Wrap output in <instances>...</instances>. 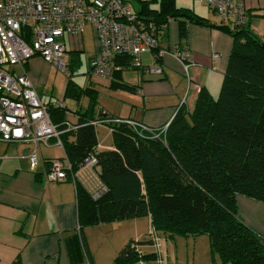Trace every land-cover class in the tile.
<instances>
[{
	"label": "trees",
	"instance_id": "1",
	"mask_svg": "<svg viewBox=\"0 0 264 264\" xmlns=\"http://www.w3.org/2000/svg\"><path fill=\"white\" fill-rule=\"evenodd\" d=\"M153 3L158 7L153 9ZM137 13L155 22L160 40L173 19L181 38L186 37L189 24L217 27L233 37V50L219 95L202 87L193 111L182 107L165 129L153 133L117 122L124 119L97 117L98 93L73 84L79 59L76 66L70 65L72 77L64 99L80 102L87 96L90 101L78 113L72 131H66L65 100L64 108L50 110L63 132L60 139L72 165L68 180L74 179L90 155L98 162L87 184L76 180L79 230L64 240L71 264H82L85 250L93 264L86 229L146 217L160 239V235L166 239L206 235L212 253L223 264H264V239L241 220L237 202L242 196L264 203V41L248 26L233 32L211 25L192 10L178 7L177 0L144 1ZM116 65L120 70L111 80V89L136 91L121 77L132 68L131 59L118 57ZM100 123L112 132L113 150H99L96 127ZM91 186L104 187L106 192L96 200L88 189ZM148 246L153 252L144 250ZM162 251L166 258L163 245ZM156 258L148 236L146 241L128 242L113 264H150Z\"/></svg>",
	"mask_w": 264,
	"mask_h": 264
},
{
	"label": "crops",
	"instance_id": "2",
	"mask_svg": "<svg viewBox=\"0 0 264 264\" xmlns=\"http://www.w3.org/2000/svg\"><path fill=\"white\" fill-rule=\"evenodd\" d=\"M245 6L251 14L248 27L264 41V0H245ZM203 7H200L199 12H196L195 5L181 8L192 10L211 25L221 26L218 16L207 6ZM172 25H175L174 28H171ZM64 42L69 50L70 65L76 66L78 58L81 67L82 56L85 54L88 73L91 75L90 60L100 53L96 30L88 26L82 35H67ZM233 46L234 39L230 34L211 26L189 24L186 37L181 38L179 24L173 19L169 21L159 45L160 50L166 51H174L178 47L187 48L196 63L189 68L191 80L199 82L215 97L220 93ZM157 53L158 51H155L144 55L141 68L132 67L122 72V81L135 87L134 92L114 91L110 87L111 80L91 75L94 81L91 80L87 87L98 93L100 115L130 119L152 130H162L171 123L182 107L193 111L199 92L189 86L183 66L170 54L158 60ZM214 54H219L220 58L215 60ZM157 64L163 68L162 76L145 73L144 68ZM51 68L53 65L38 57L33 58L27 65L28 75L41 100L46 104L63 102L67 87L66 82L60 99H54L52 96L46 99L44 93L49 89V81L47 74L42 73V70ZM99 86L104 87L108 93L123 97L118 100L122 103L118 115L100 107ZM51 89L54 94L53 86ZM87 99L86 109L90 101ZM66 106L69 107L67 103ZM124 108L128 112L127 116L122 117L120 114ZM68 109L67 121L76 125L79 121L78 113L84 111L82 100L77 102V107L73 110ZM99 125L108 127L100 123L96 128ZM98 140L100 151L114 149L113 141L104 143L99 136ZM34 150L35 146L32 144L0 142V264H15L18 261L20 264H71L64 240L75 234L79 227L76 183L73 180L60 183L46 181L45 174L50 162L64 159L66 156L64 149L57 145L56 139L51 138L48 145L40 144L41 159L36 171H32L29 160ZM88 174L80 173L79 181L87 184ZM237 202L241 220L264 239V203L242 196L238 197ZM137 220L101 224L86 229L85 237L93 264H107L110 260H113V264L116 254H119L128 242L142 240V236L133 239L137 233ZM99 244L108 253L107 261H102L96 255L95 245Z\"/></svg>",
	"mask_w": 264,
	"mask_h": 264
},
{
	"label": "built area",
	"instance_id": "3",
	"mask_svg": "<svg viewBox=\"0 0 264 264\" xmlns=\"http://www.w3.org/2000/svg\"><path fill=\"white\" fill-rule=\"evenodd\" d=\"M211 9L219 18L221 26L231 31H239L249 22L245 0H195ZM131 0H0V142L8 144H32L35 150L29 160L32 171L40 164V144L48 145L51 138L63 148L61 132L53 122L51 107L64 108V102L44 103L31 81L27 65L33 58H41L57 67L63 74L72 77L68 62L69 50L64 38L80 36L86 27H93L99 38L100 53L90 60L93 77L112 80L120 70L116 58L127 56L133 68L142 67V57L158 51L161 58L170 54L184 69L189 86L197 92L202 90L199 82L191 80L189 68L195 66L193 54L185 47L174 51H159L160 35L150 19L141 17L131 6ZM213 58L218 60L219 54ZM148 75H163L160 64L144 68ZM141 132L154 130L134 120H118ZM67 130L76 127L66 123ZM155 138L157 135L153 134ZM97 158L90 155L82 164L79 173L92 174L97 166ZM72 165L65 156L50 162L45 174L48 183L68 180L67 171ZM79 180V179H78ZM94 199H99L106 188L88 187ZM79 230V227H78ZM151 240L156 252V264H166L161 239L150 229ZM82 264H92L86 250ZM140 264H145L141 261Z\"/></svg>",
	"mask_w": 264,
	"mask_h": 264
},
{
	"label": "rangeland",
	"instance_id": "4",
	"mask_svg": "<svg viewBox=\"0 0 264 264\" xmlns=\"http://www.w3.org/2000/svg\"><path fill=\"white\" fill-rule=\"evenodd\" d=\"M144 1H152V0H131V6L136 12H141L142 9V2ZM178 5L181 7H190L192 5L196 6V12L200 11V7H203V4H200L199 2L195 0H177ZM153 9L157 8L158 5L153 3L151 5ZM205 7V6H204ZM203 7V8H204ZM175 25H172L171 28H174ZM169 33V31H168ZM166 40L163 41L165 43ZM83 65L80 68H75L74 70V76H73V84L78 85L82 88H86L88 84L91 82L92 77L88 73V64H87V58L86 55L83 54L82 56ZM68 62H71V59H68ZM42 73L47 74V80L49 81V89H46L47 92L44 94L46 95V99H48L50 96H52L54 99H60L61 94L65 88L66 82H68V76L63 74L57 67L53 66L50 70H42ZM94 81V80H92ZM53 86L54 94H52L51 87ZM102 86H99V91H101L99 95V103L100 107L105 109L106 111H109V113L113 115H118V112L120 111V106L122 103H120L118 100L123 99V97H118L113 95L112 93H108L109 91H106L104 88L103 91ZM82 106L83 109H86L87 106V96H84L82 99ZM67 105L69 106L70 110H73L75 107H77V101L72 98H68L66 100ZM99 105V104H98ZM96 106V114L97 117L100 116V113H98L99 107ZM69 110V109H68ZM127 109H123V113L120 115L122 117L127 116ZM73 118V117H72ZM97 133L99 138L104 141V143H112L113 136L112 132L110 131L109 127L105 126H98ZM100 133V135H99ZM136 222L137 227L135 234V237L133 239H137L140 236H142V240L146 241L148 240V236L150 234L151 229V223L150 218H140ZM94 228V227H90ZM90 230H97V229H90ZM161 239L163 240V250L165 252L166 256V264H223L218 255H214L211 251L210 247V241L208 236L201 235L198 237H175V238H169L163 235H160ZM96 255L102 259V261L108 260V253L104 251L103 247L99 244L98 246L95 245ZM146 252H153V249L151 247L145 248ZM118 253V252H117ZM118 255V254H116ZM114 257V256H112ZM113 259V258H112ZM111 262H107V264H112L113 260H110ZM150 264H156L155 262H152Z\"/></svg>",
	"mask_w": 264,
	"mask_h": 264
}]
</instances>
